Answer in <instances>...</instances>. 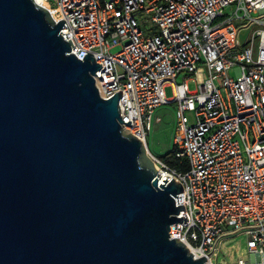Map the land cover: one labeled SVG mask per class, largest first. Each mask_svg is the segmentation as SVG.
<instances>
[{
  "label": "built area",
  "instance_id": "obj_1",
  "mask_svg": "<svg viewBox=\"0 0 264 264\" xmlns=\"http://www.w3.org/2000/svg\"><path fill=\"white\" fill-rule=\"evenodd\" d=\"M40 1L65 21L69 54L101 64L99 95L121 92L123 133L147 149L155 110L175 105L173 145L188 169L147 153L158 181L183 189L170 239L206 264H264V0Z\"/></svg>",
  "mask_w": 264,
  "mask_h": 264
},
{
  "label": "water",
  "instance_id": "obj_2",
  "mask_svg": "<svg viewBox=\"0 0 264 264\" xmlns=\"http://www.w3.org/2000/svg\"><path fill=\"white\" fill-rule=\"evenodd\" d=\"M64 22L0 0V264H206L169 237L182 186L123 133L121 92L99 95Z\"/></svg>",
  "mask_w": 264,
  "mask_h": 264
},
{
  "label": "rangeland",
  "instance_id": "obj_3",
  "mask_svg": "<svg viewBox=\"0 0 264 264\" xmlns=\"http://www.w3.org/2000/svg\"><path fill=\"white\" fill-rule=\"evenodd\" d=\"M231 9L227 7L224 10V13L229 14ZM246 31L241 30V34L243 32H249L253 30V26H247ZM118 48L112 49V52H116ZM234 72H229L230 76H233ZM182 80V76L177 78V83H180ZM188 88L190 91L196 89V85L194 82L188 83ZM165 93L168 98H170L172 93V88L170 86L165 88ZM187 117L190 121L193 119V115L191 113H187ZM175 105L167 104L158 107L152 117V123L150 131L146 137L147 150L149 154L153 157H160L166 154L173 146V137L175 130ZM235 240L245 242L244 238L237 237Z\"/></svg>",
  "mask_w": 264,
  "mask_h": 264
},
{
  "label": "trees",
  "instance_id": "obj_4",
  "mask_svg": "<svg viewBox=\"0 0 264 264\" xmlns=\"http://www.w3.org/2000/svg\"><path fill=\"white\" fill-rule=\"evenodd\" d=\"M159 158L162 162H164L166 165H168L171 168L177 169L182 172L188 169V165L185 159H181L176 156L174 145L166 154L160 156Z\"/></svg>",
  "mask_w": 264,
  "mask_h": 264
},
{
  "label": "bare ground",
  "instance_id": "obj_5",
  "mask_svg": "<svg viewBox=\"0 0 264 264\" xmlns=\"http://www.w3.org/2000/svg\"><path fill=\"white\" fill-rule=\"evenodd\" d=\"M35 2L37 3V4H39L40 6H45V5H43L42 3H41V1L40 0H35ZM44 8V7H43ZM146 152L148 153V150L146 149Z\"/></svg>",
  "mask_w": 264,
  "mask_h": 264
}]
</instances>
